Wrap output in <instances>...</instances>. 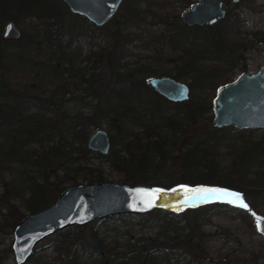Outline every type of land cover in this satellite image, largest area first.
I'll return each mask as SVG.
<instances>
[{"label":"rangeland","instance_id":"obj_1","mask_svg":"<svg viewBox=\"0 0 264 264\" xmlns=\"http://www.w3.org/2000/svg\"><path fill=\"white\" fill-rule=\"evenodd\" d=\"M54 1L59 4L61 9L60 23L56 30L61 33L62 40H71L72 48L76 46L80 53H86L90 48H101L103 53H107L101 63L95 64L94 71L97 73V77L87 89L69 84L65 93L57 96V100H54L56 104L53 107L59 114L58 123L64 117L69 118L71 115L75 116L80 113L89 134L95 128L91 125L92 107L98 100L103 99L110 85L114 82L112 74L113 57L120 52L119 39L117 40L118 32L124 28V30L138 31L139 36H133L124 44L126 52L123 57L125 61L123 67L132 69L138 78H148L150 75H172L177 69L180 60L178 57L183 46L192 45V47L202 48L200 45L204 43L202 35L211 31V29L199 28L196 30L199 33L197 36L194 28L188 30L190 33L186 39L178 38L175 35L180 24H184L180 16L181 10L191 5L195 0H190L189 3L182 0H164V5L152 4L150 6L151 11L145 14V18L139 21L138 25L117 23V21L122 20L121 13L127 6V0H124L113 15V19L100 26L93 25L85 18L72 13L63 0ZM224 3L229 12L227 19L235 25L232 30L243 43L237 52H234L235 54L239 53L240 56L231 58L233 62L228 61L225 57H219L207 58L203 63L207 66L215 65L218 73L225 77L229 76V80H232L240 72L245 70L253 72L264 64V0H239L236 4H232L230 0H224ZM139 4L143 7L146 5V1L140 0ZM8 19H11L8 15L0 18V38H2L3 27ZM14 21L21 29V35L19 38H10L4 43L6 52L11 53L12 49L19 45L22 46L21 53H30L35 60L44 59L51 46L44 40L45 24L42 19L36 15H31L18 22ZM31 40L30 46L24 47V44ZM8 62L11 63V60ZM5 68L4 64L0 62V72ZM35 69L21 70L8 64L6 70H8L11 83L30 85L38 81L43 84L42 87L45 89L53 88V83L56 84L57 80L53 79L54 81L51 82L50 79L52 78L48 75L41 76L42 69L35 75ZM184 72L189 73L187 67L184 68ZM179 79L189 82L191 77L188 74ZM214 95L215 88H190L189 98L182 101V106L175 108L172 104H163L160 114L154 118V121L159 123L166 115H174L183 119L185 111L192 109L193 106L200 112L199 99L207 105V108L201 110V114L194 113L195 120L193 123L187 120L190 123L183 126L184 130H177L175 136L170 137L171 151L164 155L159 168L156 170L167 181H170L168 180L171 178L170 176L175 178V180H171L173 187L165 188L169 192L182 191L192 195L195 193L185 191V189L210 188L218 190L214 185H225V183L217 181V174L212 178H206L207 181H201L198 173L200 170L204 171L209 162L217 168V173H225L231 176L242 173L246 176H253L258 170L264 174V131L259 128L241 129L236 127L231 129L228 127L213 133L211 123L213 121L212 100ZM142 97L143 99L138 97L137 103L140 104L144 101L145 96ZM209 100L211 101L210 107H208ZM27 102H30L27 104L30 110L37 109L32 101ZM52 110L49 108L47 111L51 114ZM208 115H212L210 120L206 118ZM71 119L74 120L73 117ZM125 120L124 125H119L117 121L112 122L109 118H101L100 120L99 126L105 127L109 134L116 138L111 149L120 148L122 143L127 140L125 134L131 129L141 130L140 126L128 122L127 118ZM255 142L259 145L255 151L257 156L248 158L246 153L242 154V149L246 145ZM74 144L77 145V142ZM191 154L195 157L194 163L191 161ZM73 156L80 158V160H86L89 165L101 164L105 179L122 182L120 180L121 175L109 166V161L103 156L82 150ZM1 159L2 151L0 150V161H2ZM1 163L0 193L4 189L5 182L12 178V184H15V193L11 201L18 205L25 214L28 213L22 203V196L28 194L25 186L27 185L26 176L22 171V165L18 162H4L7 165H1ZM55 169L56 163L52 162L47 171L50 174L49 181L55 179ZM33 173L37 174L36 168L33 169ZM58 173L61 174V171L58 170ZM181 173L186 175L183 182L177 178ZM78 181L83 180L79 178ZM262 181L264 179L258 180L255 184V192L252 197L244 196V202L248 205L247 208L237 206L238 208H230L231 211L227 212L208 210V220L202 224V228L213 233L206 243L208 254L213 258V261L224 260L225 264H251L253 261L260 260L261 264H264V237L257 231L253 217L250 213L248 214L249 209L264 214V186ZM70 183L73 182L67 181L64 182V185ZM62 190L57 192L54 201ZM218 195L219 193H215L204 197L201 193L198 200L209 201ZM200 203L198 201L179 202L169 211L154 208L145 213H116L104 218L93 219L85 224L64 227L38 242L34 254L25 264H65L71 257L107 260V245L122 246L134 236L159 235L161 231H166V228L170 230L172 226H176V232L180 235L175 253H190L193 249L187 246L185 241L189 240L190 234L198 231L194 219L195 215H199L202 211V209H196L199 212L198 214L195 213V206ZM5 210L6 208L0 205V219L2 217L1 212ZM12 228L10 227L7 231L0 230V256H2L0 262L3 264H10L13 261L12 253L4 255V248L10 246L12 240ZM100 246L104 248L106 253L96 252L95 248ZM234 249H238V253L229 254ZM235 257H238V260L235 261Z\"/></svg>","mask_w":264,"mask_h":264},{"label":"trees","instance_id":"obj_2","mask_svg":"<svg viewBox=\"0 0 264 264\" xmlns=\"http://www.w3.org/2000/svg\"><path fill=\"white\" fill-rule=\"evenodd\" d=\"M139 1L127 0V6L121 13L122 20L117 21V23L138 25L139 21L145 18V14L151 11L150 6L152 4L164 5V0H145L146 5L141 7ZM182 1L187 2V0ZM60 10L59 4L54 0H0V18L8 15L9 18L18 22L26 16L36 15L42 19L45 24L44 40L51 46L44 59L35 60L30 53H21L22 46L19 45H16L11 53H7L4 43L10 38H0V62L6 67L0 72V150L2 151V161L0 162H2L1 165H7L4 162H18L22 165V171L26 176L27 185L25 186L28 190V194L22 196L25 209L28 212H33L52 203L57 192L65 187L64 182H77L79 178L87 182H98L105 179L101 164L89 165L86 160H80V158L73 156L81 150L83 152H95L106 158L109 161V166L121 175V181L153 183L164 189L173 187L171 180H175V178L170 176L171 178L168 179L170 181H167L156 170L159 168L164 155L171 151L170 137L175 136L177 130L183 131V126L188 121L193 123L195 120L194 113L201 114V110L207 108V105L199 99L200 112L193 106L192 109L185 111L183 119L174 115H166L161 123L154 121L156 115L160 114L163 104H172L178 108L182 106V101L168 100L150 86L147 77L138 78L132 69L123 67L125 64L123 57L126 52L124 44L133 36H139L138 31L124 30V28L118 32L117 37L120 52L113 57L112 74L114 82L110 85L103 99L98 100L93 105L90 113L91 125L93 127L99 126L101 118H109L112 122L117 121L119 125H124L125 118H127L128 122L140 126L141 130L131 129L125 134L127 140L122 143V146L111 149L108 154L89 149L86 146L89 132L84 125L82 115L78 113L69 118L64 117L58 123L59 114L53 107L56 104L54 100H57V96L65 93L69 84L87 89L97 77V73L94 71L95 64L101 63L107 53H103L101 48H90L86 53H80L76 46L72 48L71 40H62L61 33L56 30L60 23ZM112 19L113 17L110 20ZM233 26L235 25L228 21L227 15L211 25L187 26L181 23L180 28H177L175 33L178 38L186 39L190 33L188 30L194 28L197 36L199 33L196 30L199 28L211 29V31L202 35L204 39V43L200 44L202 48L192 47V45L183 46L178 57L180 60L177 69L172 76L180 78L189 74L191 80L188 84L191 89L195 87L216 89L219 84L228 81L229 76L225 77L218 73L215 65L207 66L203 62L207 58L219 57H225L231 62V58L240 56L239 53L235 54L234 52H237L243 43L240 37H237L233 32ZM30 43L32 40L26 42L24 47L30 46ZM10 60L11 63L8 62ZM8 64L21 70H34L36 68L35 75L42 69L41 76L48 75L52 78L50 79L51 82L56 79L57 83H53V88L48 89L43 88V84L38 81L30 84L31 86L11 83L8 70H6ZM186 67L189 73L184 72ZM143 95L145 96L144 101L140 104L137 103L138 97L143 99ZM27 101H32L37 109L30 110L27 105L30 102ZM208 105V107L211 106L210 100ZM49 108L53 109L51 114L47 111ZM206 118L210 120L212 115H208ZM228 127L236 128L233 125L211 128L213 133H217ZM109 135L113 145L116 138L112 134ZM76 142L77 145L74 144ZM258 146L256 142L246 145L242 149V154L246 153L248 158L257 156L255 151ZM190 158L194 163L193 154ZM24 161L25 164H23ZM52 162L56 163L55 179L49 181L50 174L47 171ZM34 168L37 169V174L33 173ZM58 170L61 171V174L58 173ZM198 174L201 181H207L206 178H212L217 174V181L225 183L222 186L235 188L242 192L245 197H252L255 192V184L258 180L264 179L263 172L258 170L253 176H246L242 173H236L235 176L217 173V168L211 162L207 164L204 171L200 170ZM177 178L183 182L186 175L181 173ZM177 178L176 181H178ZM262 185L264 186V181H262ZM14 193L15 184H12L11 178L5 182L4 189L0 193V205L6 208L5 211L1 212L0 230L2 231L9 230L25 215V212L11 201ZM200 202L195 206V213L198 214L199 212L196 209H202V211L199 215H195L194 219L198 231L190 234L189 240L185 241V244L193 249V253H191L192 251L190 253H175L180 235L176 232V226H172L170 230L166 228V231H161L159 235L134 236L122 246L107 245V260L71 257L65 264H225L224 260V262H215L209 256L206 243L213 233L205 231L202 224L208 220L209 209L227 212L231 211L230 208L236 207L213 200ZM169 242L170 245H168ZM95 249L97 253H106L102 246ZM4 251V255L10 254V246L5 247ZM238 251V249H234L229 254H237ZM236 260L238 257H235Z\"/></svg>","mask_w":264,"mask_h":264},{"label":"water","instance_id":"obj_3","mask_svg":"<svg viewBox=\"0 0 264 264\" xmlns=\"http://www.w3.org/2000/svg\"><path fill=\"white\" fill-rule=\"evenodd\" d=\"M68 9L93 25L107 23L123 0H63ZM239 0H232L237 2ZM227 14L223 0H198L181 10L184 24L211 25ZM21 29L8 19L2 37L19 38ZM148 82L170 101L189 98L188 82L169 74L150 75ZM233 125L237 128H259L264 131V64L256 71H242L232 80L219 84L213 97L212 128ZM86 146L108 154L112 143L103 126L95 127ZM188 196L189 199H185ZM198 194L169 192L153 183H134L104 179L98 182L77 181L66 185L57 199L39 210L26 213L12 228L10 249L12 263L25 264L35 246L45 237L70 225H81L116 213H145L154 208L173 209L179 202H192ZM257 231L264 237V214L249 209ZM258 221L260 222L258 224ZM0 264H3L0 262ZM251 264H261L260 260Z\"/></svg>","mask_w":264,"mask_h":264},{"label":"snow or ice","instance_id":"obj_4","mask_svg":"<svg viewBox=\"0 0 264 264\" xmlns=\"http://www.w3.org/2000/svg\"><path fill=\"white\" fill-rule=\"evenodd\" d=\"M185 191H192L195 194H203L204 197H207L210 194H215L218 193L221 195H229L232 197V200L230 202H236L239 204V206L247 208L248 205L244 202L243 196L240 193H230V192H226V191H221V190H217V189H210V188H200V189H185ZM185 199H189L188 196H185ZM260 222L258 221V224Z\"/></svg>","mask_w":264,"mask_h":264},{"label":"flooded vegetation","instance_id":"obj_5","mask_svg":"<svg viewBox=\"0 0 264 264\" xmlns=\"http://www.w3.org/2000/svg\"><path fill=\"white\" fill-rule=\"evenodd\" d=\"M124 1V0H123ZM122 1V2H123ZM198 0H195L193 3H191V5H193L194 3H196ZM231 2H232V0H230ZM121 2V3H122ZM184 2H186V1H184ZM190 2V0H187V2L186 3H189ZM238 2V1H237ZM237 2H232V4H236ZM121 5V4H120ZM191 5H189L188 7H190ZM223 6L225 7V3H224V0H223ZM187 8V7H186ZM226 8V7H225ZM183 10V9H182ZM226 10H227V12H228V9L226 8ZM227 15V14H226ZM181 16V15H180ZM181 19H182V17H181ZM221 20V19H220ZM182 22H183V20H182ZM218 22V21H217ZM184 23V22H183ZM215 24V23H214ZM186 25V24H185ZM195 26V25H194ZM198 26H203V25H198Z\"/></svg>","mask_w":264,"mask_h":264}]
</instances>
